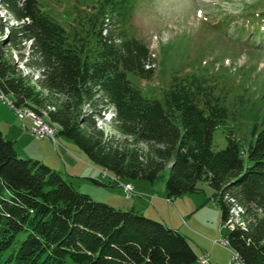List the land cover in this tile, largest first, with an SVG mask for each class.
Returning <instances> with one entry per match:
<instances>
[{
    "label": "trees",
    "instance_id": "obj_1",
    "mask_svg": "<svg viewBox=\"0 0 264 264\" xmlns=\"http://www.w3.org/2000/svg\"><path fill=\"white\" fill-rule=\"evenodd\" d=\"M107 3L96 10L89 5L95 12L79 21L83 29L71 38L38 0H0V95L44 117L115 182L153 183L167 169L168 201L207 185L224 224L231 209L238 210L225 236L231 253L241 264H264V121L245 154L230 138L215 151L213 133L227 115L200 79H173L164 104L143 98L127 73L151 80L152 54L121 26L131 19L130 0L119 2L127 4L124 12ZM109 107L116 134L96 127ZM20 233L27 235L15 244ZM197 260L178 231L132 208L93 201L43 163L20 158L0 132V264Z\"/></svg>",
    "mask_w": 264,
    "mask_h": 264
},
{
    "label": "rangeland",
    "instance_id": "obj_2",
    "mask_svg": "<svg viewBox=\"0 0 264 264\" xmlns=\"http://www.w3.org/2000/svg\"><path fill=\"white\" fill-rule=\"evenodd\" d=\"M104 1H108L107 9L113 6L114 12L126 11L127 4H119L121 0H38V5L72 38L79 28L83 29L79 21L86 23V17L95 12L89 5L96 10ZM130 3L131 19L124 20L121 26L126 29L127 37H135L148 46L155 67L151 80L127 73L131 85L143 98L164 104L173 79H200L202 87L227 115L213 133L212 149H224L230 138L245 154L253 141V129H259L264 121V0H130ZM11 101V97L0 95V132L13 141L20 158L43 163L93 201L120 209L125 208L119 207L125 203L130 204L129 208L136 204L139 209L144 207L143 203H152L148 216L156 219L145 217L181 233L197 256L194 264H200L201 257L207 255L210 263L206 264H241L232 263L234 253L227 247V242L224 243L227 226L232 228L238 221V210L231 209L224 224L221 210L207 185L200 184L201 191L168 201L165 190L167 169L153 183L129 180L136 185L133 191L130 184L133 192L129 197L124 190L129 183H122L126 180L120 179L109 187L96 184L93 180L100 183L108 180L98 173L97 167L91 165L74 142L59 135L44 117L19 110ZM108 110L104 118L96 119V127L114 134L111 127L115 108ZM31 117L54 130L51 135L56 144L49 138L39 139L29 131ZM116 136L121 138L119 134ZM64 155L71 156L76 163L73 179L64 171ZM139 209L136 210L142 215L143 211ZM26 235L18 234L15 244Z\"/></svg>",
    "mask_w": 264,
    "mask_h": 264
},
{
    "label": "crops",
    "instance_id": "obj_3",
    "mask_svg": "<svg viewBox=\"0 0 264 264\" xmlns=\"http://www.w3.org/2000/svg\"><path fill=\"white\" fill-rule=\"evenodd\" d=\"M30 122V125H31V121H29ZM19 135H22V133H19ZM10 137V136H9ZM15 141H19V140H15ZM19 143V142H18ZM75 146V145H74ZM73 148V147H72ZM71 150V149H70ZM26 157H29V156H26ZM75 157V156H74ZM43 161V160H42ZM64 161V162H63ZM63 163H64V165H65V167H64V171L67 173L66 175L68 176V177H75L76 176V170L74 169L75 167H76V163H75V161H73V158L70 156V157H68V155H64V158H63ZM44 162V161H43ZM45 163V162H44ZM69 163V164H68ZM67 164V165H66ZM92 165V164H91ZM94 166V165H93ZM95 168H96V166H95ZM72 169V171H69V170H71ZM83 168H80V170H82ZM97 170H98V173L99 174H101L102 175V177L103 178H105V179H107L108 181H107V183L108 182H115L116 180L113 178V177H111V176H109L106 172H102L101 170H100V168H96ZM86 173V172H85ZM82 175H84V173L82 174ZM81 175V176H82ZM91 176H93V174L91 173L90 174ZM77 177L78 178H81V177H79L78 175H77ZM71 179H73V178H71ZM74 181V180H73ZM73 181H72V183H73ZM118 182V181H117ZM117 182H115V183H117ZM122 183H125V184H127V183H129V184H131V182L130 181H128V180H126V181H123ZM106 184V183H105ZM99 185H101V184H99ZM118 185V184H117ZM132 185V187H133V191H135V189H136V185L134 184V183H132L131 184ZM101 186H105V185H101ZM106 187H109V186H106ZM128 200L129 199H126V201L128 202ZM131 200V199H130ZM144 204V207H142V208H140L141 209V211H143V213H142V215L143 216H148V214H151L150 213V210L149 209H151V207L153 206V204L151 203V204H146V203H143ZM123 205V206H122ZM125 206V208H123V209H134V210H136V209H139L138 208V206H136V204H134V206H132L131 208H129V206H130V204H128V203H125V204H121V206H119V207H124ZM127 207V208H126ZM139 209V210H140ZM137 211V210H136ZM138 213H140L141 214V212H139V211H137ZM148 217H151V218H155L154 216H148ZM156 219V218H155ZM208 256V262H209V259H210V257H209V255H207ZM203 257V256H202ZM210 263V262H209Z\"/></svg>",
    "mask_w": 264,
    "mask_h": 264
},
{
    "label": "built area",
    "instance_id": "obj_4",
    "mask_svg": "<svg viewBox=\"0 0 264 264\" xmlns=\"http://www.w3.org/2000/svg\"><path fill=\"white\" fill-rule=\"evenodd\" d=\"M21 117H23L22 115H20ZM31 121V127H30V132L35 135L37 138L39 139H44V138H49L51 139L53 144H56V140L54 138V136H52L51 134H46L45 133V127L44 126H38L37 122H35V120L33 118H30ZM124 190L127 193L128 196H130L132 194V187L130 184L125 185L124 186ZM224 242V241H223ZM222 242V245H223ZM234 262H238L237 259H235L234 257H232V263ZM200 264H206L208 263V257L207 256H203L201 257V259L199 260Z\"/></svg>",
    "mask_w": 264,
    "mask_h": 264
},
{
    "label": "bare ground",
    "instance_id": "obj_5",
    "mask_svg": "<svg viewBox=\"0 0 264 264\" xmlns=\"http://www.w3.org/2000/svg\"><path fill=\"white\" fill-rule=\"evenodd\" d=\"M114 117H115V115H114ZM31 118H33L34 120H35V122H37V125L38 126H44L45 127V133L46 134H52V130L49 128V127H47L45 124H43L42 122H40L37 118H35V117H31ZM225 244H226V242H224ZM223 243V244H224ZM235 256V255H234ZM235 258L237 259V257L235 256ZM238 261V260H237Z\"/></svg>",
    "mask_w": 264,
    "mask_h": 264
}]
</instances>
